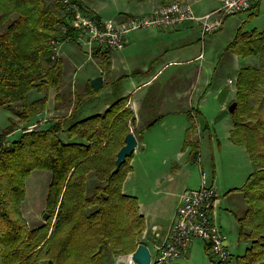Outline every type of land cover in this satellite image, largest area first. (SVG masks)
I'll return each mask as SVG.
<instances>
[{"label": "trees", "instance_id": "obj_1", "mask_svg": "<svg viewBox=\"0 0 264 264\" xmlns=\"http://www.w3.org/2000/svg\"><path fill=\"white\" fill-rule=\"evenodd\" d=\"M69 5L89 12L83 0H0V106L13 115L0 133V264H108L144 242L139 199L123 191L132 154L111 173L136 122L127 97L115 96L103 112L80 116L82 97L96 95L104 86L94 90L88 81L67 98L60 93L64 70L59 56L54 57L53 42L76 33ZM111 51L94 53L105 71L110 69ZM223 54L257 59L237 70L229 137L245 148L254 168L239 189L246 209L237 217L238 236L249 246L238 260L264 264V29L240 26ZM32 90L42 95L29 100ZM50 90L56 91V108L65 112L29 130L39 124L28 122L46 107ZM20 123L28 125L21 136L6 141ZM186 144L198 149L197 141L186 139ZM36 169L50 172L48 219L31 227L22 203L26 181ZM205 249L208 252L207 245Z\"/></svg>", "mask_w": 264, "mask_h": 264}, {"label": "crops", "instance_id": "obj_2", "mask_svg": "<svg viewBox=\"0 0 264 264\" xmlns=\"http://www.w3.org/2000/svg\"><path fill=\"white\" fill-rule=\"evenodd\" d=\"M171 1L175 0H143L145 7L140 10L151 9L150 11H152ZM186 1L201 2L203 0ZM220 1H214L215 4L208 10H196L197 14L216 9ZM257 5L258 8L259 3ZM252 11L254 10L249 12ZM96 14L99 15L98 12ZM133 14H135L133 11H121L118 18L113 20H124ZM100 18L102 19V17ZM195 25L196 22L194 24V21H189L171 29L141 28L129 32L127 35L128 44L121 50L111 51L110 69L103 70V74H105L102 75L104 87L101 91L110 95L116 89L114 84L123 79L125 88L122 91L118 90L116 96L127 97V105L134 112L136 118L134 127L131 126V131L135 133L138 144L129 159L131 170L124 180L123 191L135 195L139 199L140 211L145 217L143 240L150 250H153V254L156 245L171 237V228L176 218L182 193L187 189L196 188L198 185L197 172L186 167V164L195 162L200 169L203 141L212 145L213 140L218 136L217 130L212 131L208 126L205 115L200 109L204 90L198 89L197 84L200 78H203L202 72L205 66L202 62L203 50L198 52L197 47L194 46L200 43V32L199 37L191 38V33L195 27L199 26ZM77 46L79 48L78 44ZM58 49V56L64 70L60 93L67 98L71 92L80 91V86L81 90L86 87L87 82L78 83L74 80V76L70 75V69L68 72V67H71V64H67L70 62L66 59L67 54H61V44ZM190 50L192 53H188ZM228 56L244 60L240 66L238 64L239 68L249 63H255L257 60L255 57L243 58L234 54ZM96 57V64L100 69L101 58ZM107 75L113 80L108 81ZM214 81L218 82L215 85L217 86L215 95L218 98L220 91L227 83L218 81L216 74L212 73L207 86L214 84ZM123 83L120 85L122 88ZM74 84H77V89ZM111 87L113 90L110 89ZM107 88L109 90H105ZM114 97L112 96V99ZM112 99L99 100V105L94 106L91 110L92 108L90 109L88 104L92 100L87 98V102L81 105L79 115L81 116L83 111H90L89 114L103 112ZM63 110V108H56V91L50 90L48 102L44 108V118L36 121L40 126L43 123L47 124L59 116ZM156 115L163 116L153 125L147 126L148 122ZM232 127L233 124L226 132L225 141H223L227 146H238L237 148H241L243 152L245 150L243 146L236 145L230 140L229 135ZM186 139L197 141L198 149L194 150L191 145H187ZM160 141L165 146L174 144L180 149H176L175 155L161 153L158 150ZM192 182L196 183V186H192ZM226 244L228 245V240ZM125 257L119 256L116 258V263L125 264Z\"/></svg>", "mask_w": 264, "mask_h": 264}, {"label": "rangeland", "instance_id": "obj_3", "mask_svg": "<svg viewBox=\"0 0 264 264\" xmlns=\"http://www.w3.org/2000/svg\"><path fill=\"white\" fill-rule=\"evenodd\" d=\"M208 1L209 0H203L201 2L190 1V3L197 14L198 12L196 10H208L215 4L213 2L216 0H212L211 2ZM83 3L89 12H98L102 19L106 18L103 20L117 19L121 11H133L135 14H139L147 13L151 10H140L142 7H145L143 0H83ZM202 3L204 4L202 5ZM250 13L251 12L246 11L226 16L222 27L218 31L207 35L205 39H202L201 28L198 22H196V25L199 26L195 27L194 31L191 33V38L195 39L196 36L199 37L198 35L200 32V43L194 46L195 48L197 47L198 52L203 50L204 53V58L202 60L205 66L202 72L203 78H200V81H198L197 84L198 89L201 91L204 90L203 99L200 103V109L205 115L208 126L212 129V131L216 129L218 136L213 140L212 145L207 141H203L201 147L203 155L201 159L202 166L200 165V169H198L195 162H188L186 167L197 172V178L199 179L197 187L201 184V171H203L206 176V182L213 184L215 187L218 204L214 209V220L221 233L225 235L228 240L227 250L230 253V262L228 264H240L238 260L239 256L244 254L249 246V242L239 239L238 236L237 217L242 215L245 211L246 200L243 192L237 188H241L246 183L254 168L246 150L242 152L241 148H237L238 146H227L224 143V136L233 124L231 113L227 108L234 99V92H231L227 101L222 104L215 95L217 89V86L215 85L218 82L214 81V84L211 86H207V84L212 76V73H215L216 77H218V81L225 82L228 85L233 86V84L229 83V80L231 79L232 81H235L237 70L240 63L242 64L244 60L233 56H226L223 54L224 50L234 38L237 28L240 26L243 27V30L248 31L253 29H264V0H259L258 10H256L253 14ZM77 44L79 45V48ZM63 53L67 54L66 59L70 61L65 62H67L68 65L71 64V67H68V72L70 69V75L74 76V80L78 83H85L105 74H103L104 71L101 69L102 67L99 69L96 64L97 57L95 54L92 53V56L89 57L87 46L83 47L76 41H64L61 43V54ZM188 53H192V50ZM218 64H221V66L216 70ZM107 80L112 81L113 79L107 75ZM122 80L123 79L118 80L117 83L114 84L116 89L111 95L109 93L106 94L105 92H102L101 87L100 94L88 96L86 98L82 97L81 104L86 103L88 98L92 100L88 105L90 106V109L92 108L91 110H93V107L98 106L100 101L112 99V96L117 95L116 92H118V90L122 91L125 88ZM121 83H123V88L120 87ZM74 86L77 89V84H74ZM110 89L113 90V87ZM79 90L81 91V86ZM105 90H109V88ZM41 95L42 93L39 91L32 90L29 92V100L39 98ZM63 112H65V110H63ZM63 112H61V114ZM89 113L90 111H83L81 116ZM38 114L28 123L36 120H42L45 114L44 109ZM12 116V113L8 109L0 106V133L10 124V118H12ZM27 126L28 125L26 124L23 125L20 123L14 131L7 134V137L5 138L6 141L11 142L18 139L24 130L23 128ZM6 141L4 142L8 143ZM176 149L180 148L174 144L165 146V144L161 141L160 146L158 147L159 152L171 153L173 155L176 154ZM49 182L50 172L39 169L32 171L26 181V197L22 203V213L31 227H36L48 219H44L43 215L44 213H47L45 211V199ZM192 186H196V183L192 182ZM205 247L206 244L204 240L200 238L194 239L186 257L183 256L181 258H177L174 260V263L213 264L212 258H215L209 250L208 252L206 251ZM152 251L151 253L153 254ZM108 264H117L116 259H112V261Z\"/></svg>", "mask_w": 264, "mask_h": 264}, {"label": "built area", "instance_id": "obj_4", "mask_svg": "<svg viewBox=\"0 0 264 264\" xmlns=\"http://www.w3.org/2000/svg\"><path fill=\"white\" fill-rule=\"evenodd\" d=\"M68 2V0H64ZM259 0H221L216 9L196 14L190 2L175 0L160 5L147 12L133 14L124 20H103L83 11L77 5L73 7L76 33L64 41H76L83 47H88V55L92 56L98 49L121 50L128 44V33L141 28L171 29L186 22H198L202 39L218 31L226 16L252 10ZM60 41H54V57H58ZM234 81L229 80L230 84ZM39 126L32 125L29 130ZM218 197L213 184L206 182V176L201 171V184L197 188L187 189L182 193L176 218L171 228V237L155 246L152 254V264H174V260L186 256L196 238L204 240L208 250L219 264L230 262L227 250V239L215 223L214 209ZM126 258V257H125ZM125 260V259H124Z\"/></svg>", "mask_w": 264, "mask_h": 264}, {"label": "water", "instance_id": "obj_5", "mask_svg": "<svg viewBox=\"0 0 264 264\" xmlns=\"http://www.w3.org/2000/svg\"><path fill=\"white\" fill-rule=\"evenodd\" d=\"M103 76H98L90 81L94 90H99L103 84ZM232 91V86L226 84L219 94V101L220 103L224 104L226 101L227 96ZM237 102L232 101L228 106L230 112H233L236 108ZM124 144L120 147L117 152L116 160H115V167L112 170V174L118 172L121 165L126 161L127 157L131 155L138 144L137 137L133 131L130 130L125 136ZM44 219L48 218V213H44ZM126 264H152V253L149 246L144 243H138L136 249L131 253L126 255L125 258Z\"/></svg>", "mask_w": 264, "mask_h": 264}]
</instances>
